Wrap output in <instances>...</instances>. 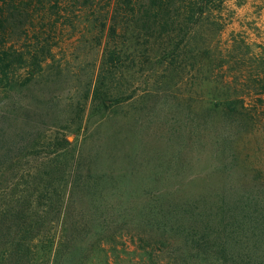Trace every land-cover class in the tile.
I'll return each instance as SVG.
<instances>
[{"label": "rangeland", "instance_id": "rangeland-1", "mask_svg": "<svg viewBox=\"0 0 264 264\" xmlns=\"http://www.w3.org/2000/svg\"><path fill=\"white\" fill-rule=\"evenodd\" d=\"M259 1L197 0L203 10L197 24L212 28L207 39L214 61L208 76L204 64L166 79L153 73L155 68H137L127 73L125 85L117 78L105 81L113 94L131 90L125 92L131 99L91 114L88 102L79 123L74 110L84 103L90 64L99 57L82 39L56 51V58L68 61L59 74L67 81L63 88L52 86L58 91L51 106L45 95L31 99L27 92L0 98V245L26 226L27 238L40 232L33 253L45 256L33 264H51V231L65 226L67 212L70 218L78 213L64 200L80 197L85 184H97L108 208L99 217L100 198L86 197L79 217L93 214V233L105 224L110 247L123 251L120 260L131 262L143 258V249L163 245L136 234L145 225L144 203L188 198L220 186L264 199V10ZM61 135L71 143L69 162L52 169V141ZM164 256L162 250L155 259L163 262Z\"/></svg>", "mask_w": 264, "mask_h": 264}, {"label": "trees", "instance_id": "trees-1", "mask_svg": "<svg viewBox=\"0 0 264 264\" xmlns=\"http://www.w3.org/2000/svg\"><path fill=\"white\" fill-rule=\"evenodd\" d=\"M202 14L197 0H0V98L27 92L31 99L45 95L51 106L53 92L58 91H51L52 86L63 88L67 81L59 74L68 68V61L56 58V51L64 52L65 46L82 39L86 49L99 57L90 64L84 103L74 110L79 123L88 102L91 114L131 99V93L125 94L131 90L113 94L106 82L117 78L125 85L127 73L137 68H155L153 73L161 72L158 77L166 79L204 64L203 75L208 76L214 61L207 39L212 28L197 24ZM198 37L200 44L195 42ZM70 144L65 135L53 138L52 169L69 162ZM208 189L188 198L161 197L144 203L140 214L145 225L136 234L163 245L143 249V258L131 262L120 260L118 253L123 251L110 247L105 224L98 223L101 232L93 233V214L79 217L86 211L82 202L86 197L92 202L100 198L99 217L108 208L97 184H85L80 197L64 200L65 207L73 203L80 215L70 218L67 212L65 226L51 231L47 257L51 264H264V199L235 195L225 186ZM58 210L60 215L61 205ZM3 223L0 219V239ZM27 229L14 232L7 245H0V264H33L45 257L33 253L40 232L27 238ZM162 250L163 262L155 259Z\"/></svg>", "mask_w": 264, "mask_h": 264}, {"label": "built area", "instance_id": "built-area-1", "mask_svg": "<svg viewBox=\"0 0 264 264\" xmlns=\"http://www.w3.org/2000/svg\"><path fill=\"white\" fill-rule=\"evenodd\" d=\"M259 3H260L261 7H262L263 10H264V0H260Z\"/></svg>", "mask_w": 264, "mask_h": 264}]
</instances>
